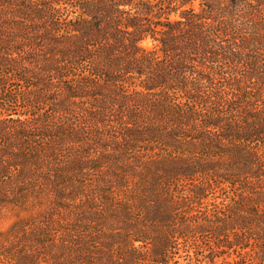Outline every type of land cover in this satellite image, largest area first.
<instances>
[{
    "label": "trees",
    "instance_id": "1",
    "mask_svg": "<svg viewBox=\"0 0 264 264\" xmlns=\"http://www.w3.org/2000/svg\"><path fill=\"white\" fill-rule=\"evenodd\" d=\"M44 200L0 264H264V0H0V219Z\"/></svg>",
    "mask_w": 264,
    "mask_h": 264
},
{
    "label": "rangeland",
    "instance_id": "2",
    "mask_svg": "<svg viewBox=\"0 0 264 264\" xmlns=\"http://www.w3.org/2000/svg\"><path fill=\"white\" fill-rule=\"evenodd\" d=\"M174 17V15H172ZM146 46H152V41L147 39L143 42ZM48 202L43 201L39 205L28 208V209H15L9 211L5 216L0 219V241H6L10 235L12 227L15 223L29 218L36 217L45 207L47 206Z\"/></svg>",
    "mask_w": 264,
    "mask_h": 264
}]
</instances>
